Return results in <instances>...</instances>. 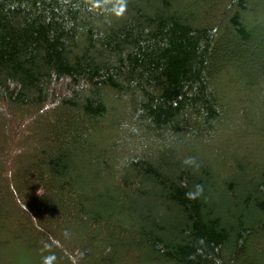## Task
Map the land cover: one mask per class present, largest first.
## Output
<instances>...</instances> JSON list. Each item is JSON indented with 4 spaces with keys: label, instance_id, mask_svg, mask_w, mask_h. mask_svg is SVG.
<instances>
[{
    "label": "trees",
    "instance_id": "16d2710c",
    "mask_svg": "<svg viewBox=\"0 0 264 264\" xmlns=\"http://www.w3.org/2000/svg\"><path fill=\"white\" fill-rule=\"evenodd\" d=\"M263 155L264 0H0V264H264Z\"/></svg>",
    "mask_w": 264,
    "mask_h": 264
},
{
    "label": "rangeland",
    "instance_id": "374dc122",
    "mask_svg": "<svg viewBox=\"0 0 264 264\" xmlns=\"http://www.w3.org/2000/svg\"><path fill=\"white\" fill-rule=\"evenodd\" d=\"M237 138V137H236ZM247 153V152H246ZM244 155H245V152L243 153ZM259 158H260V161L261 162H263L264 163V155L263 156H259ZM253 165V164H252ZM104 183V182H103ZM103 185H107V183H104ZM218 186V188L220 187L221 188V185H220V183L217 185ZM243 187H245V184H243ZM220 190V189H219ZM212 196V195H211ZM234 196L233 195H230V194H226L225 195V198L223 197V202H225V211L227 212L228 210H229V212L231 213V214H233V215H236V214H239V212H240V210H241V206H242V204H240V203H238V201L237 200H234V198H233ZM3 198H4V196H3ZM213 201H218L217 199H218V197L216 196V195H213ZM13 201H14V203H15V205H17V206H19V208H20V210H23V209H21V205L19 204V201H18V199H13ZM8 205H9V203H7ZM237 204V205H236ZM163 214H164V216L166 217H170L169 215L170 214H167L165 211H163ZM172 217V216H171ZM40 229H41V231L42 232H44V233H47V229H46V227H44L43 226V224H41L40 225ZM15 232H16V234H18V236H20L21 238H25L24 237V235L21 233V232H19L18 230H15ZM74 264V263H73Z\"/></svg>",
    "mask_w": 264,
    "mask_h": 264
}]
</instances>
